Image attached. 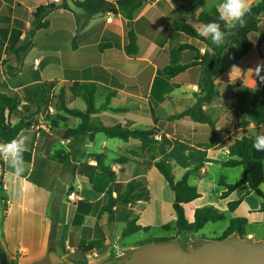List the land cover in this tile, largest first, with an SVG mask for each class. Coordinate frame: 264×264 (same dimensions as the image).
<instances>
[{"label":"crops","instance_id":"obj_1","mask_svg":"<svg viewBox=\"0 0 264 264\" xmlns=\"http://www.w3.org/2000/svg\"><path fill=\"white\" fill-rule=\"evenodd\" d=\"M51 1L53 0H0V33H5V29L16 33V26H20L19 22L23 21L27 30H23L19 46L25 44L34 12L42 4L47 5ZM258 1L246 0L248 8ZM222 2L223 0H148L135 12L133 21H129L123 12L117 16L112 15L111 18H93L78 35L76 47L74 42L72 45L63 44L61 38L57 37L61 32L66 38L70 34L75 36L76 30L73 13L59 10L51 15L49 29L36 33L34 44L23 55L20 72L16 76H7L0 60V93L19 95L22 99L21 111L24 112V105L36 109V100L34 102L27 98L29 101H23L22 93L27 86L49 81H58V85L66 82H94L98 86V108L106 103L108 95H112L110 108L125 109L102 110L94 114L91 117L94 127L119 124L124 128L156 129V138L161 143L144 150L138 140L126 142L106 136V139H99V134L94 133L68 138V130L77 128L80 119L68 116L52 106L32 118V127L24 130L17 138L21 144L17 157H0V247L5 251L10 264H46L49 261L53 223L57 227L55 247L59 255L71 264H87L88 261L80 262L72 256L69 259V252L76 253L78 248L92 247L87 255L88 259L91 253L98 255L99 248L111 245L107 232L111 233L112 225L118 224L117 214L116 223L111 222L105 212L107 199L103 193H97L92 188V180L97 172V163L91 157L93 154L104 153L107 156L106 164L117 173L114 197L124 192L131 181L140 184L144 179L147 182L149 200L130 205L137 209V206H142L138 204L145 203L141 207L144 211L152 199L149 174H158L155 162L162 158H168L172 162L174 171L176 168L181 170V178L187 171L202 164L207 168L208 175L205 179L209 177L211 167L218 168L219 181L225 177L227 182L233 183L229 181L227 173L231 170L242 172L236 181L243 177L242 168L220 169L207 161H228L231 158L229 146L236 138L264 135V125L257 132L250 118L253 93L262 82L256 75L258 66L262 68L260 76H264V38L260 35L253 36L255 47L246 55L237 47L225 52L221 72L216 77L220 97L204 106L216 125L214 144H211L209 126L198 124L188 117L174 119L195 105V94L200 93L203 84V70L192 68L176 78H168L163 74L166 66L189 64L193 61L195 53L190 50L181 51L179 46L194 45L202 54L209 49L206 43L173 31V23L187 21L214 7L219 8ZM79 13L83 14L82 11ZM262 21L264 22V15ZM131 27L137 35L138 54L135 56H129L125 51ZM93 29H96V35L99 34L95 40L89 37ZM19 31L22 29L19 28ZM54 32L56 37L53 35L50 40L45 41ZM141 39L146 42L144 47ZM206 39L214 44L210 37ZM102 43L110 44L111 48L101 51L99 45ZM27 60H30L29 63ZM253 65L256 68L255 73L252 72L250 83L245 81V74L246 69ZM149 69L152 71L147 79ZM53 70L56 73L50 76L49 72ZM24 75L27 77L24 78ZM145 82L147 85L144 88ZM4 88L7 90H3ZM74 98L76 97L69 95V107L79 109L72 107ZM23 116H28V113L24 112ZM18 121L19 117H12V123L16 124ZM162 145L166 149L164 157H160L159 153ZM3 148L4 144H0V152ZM129 151L136 152L133 157L135 162L117 164V160ZM17 169L22 170L19 177L13 175ZM193 179L195 178L191 177L189 182L201 196L184 206L185 214L186 208L192 206V220L187 218L190 223L194 221L197 209L214 206L225 212V219L230 217L229 225L234 218H245L248 220L247 226L264 227V213L260 211L261 200L248 184L234 191L228 198L221 199L224 188L218 182L213 189V199L197 204L206 200L207 195L195 184V180L193 183ZM120 184L124 185L122 192L116 189ZM239 200L241 203L238 208L229 212L228 203ZM141 210L131 213V217L138 220V225L150 227L144 224ZM139 214H142L141 218ZM124 225L121 229L122 240L126 223ZM227 228L221 231L222 234ZM245 234L253 235L250 241L264 242V232L258 235L245 231ZM137 245H126L122 241L120 246L123 249H133ZM108 254L109 252L106 255Z\"/></svg>","mask_w":264,"mask_h":264},{"label":"trees","instance_id":"obj_2","mask_svg":"<svg viewBox=\"0 0 264 264\" xmlns=\"http://www.w3.org/2000/svg\"><path fill=\"white\" fill-rule=\"evenodd\" d=\"M147 1L70 0L68 2L65 0L61 4L42 5L34 12V20L29 36L32 40L37 32L49 28L50 22L46 18L50 13L57 10L72 11L71 5H73L83 13L82 17H77V31L73 40L74 47H76L78 35L86 29L90 21L96 16L107 13L117 16L123 12L129 21H133L135 12ZM263 15L264 0H259L257 4L248 8L247 13L242 17V22L233 21L229 23L228 21L220 19L218 8L214 7L209 11H202L187 21H175L172 25L173 31L182 32L193 39L206 43L209 47L202 54L194 45L184 44L179 46V50L181 51L190 50L195 53L193 61L189 64L166 66L163 69V74L168 78H176L192 68H200L203 70V84L201 85L200 93L195 97V105L185 113L174 117V119L188 117L198 124L209 126L211 130V144H214L217 136L216 125L209 113L204 110V106L211 104L216 98L220 97L216 77L221 72L225 52L232 47H237L243 55L251 52L255 47L252 37L260 35L264 38ZM210 22H216L220 25L221 30L225 33L224 44L220 46L211 44L205 37L199 35L201 27ZM30 44L31 41L16 50L17 63L16 65L9 64L7 66V76H16L20 72L22 64L21 54L28 51ZM99 48L103 51L111 48V45L102 43L99 45ZM125 51L129 56L138 54L137 35L133 27L130 28L129 44L126 46ZM58 83V81H49L25 87L24 92L27 98L30 101L36 100V102L34 101L36 103V109H32L30 105H24V112H27L28 116H23L24 112L20 110L22 99L19 95L0 93V144L5 145L13 139H17L24 130L30 129L33 125L31 119L39 115L43 110H48V107L54 101H56V108L59 111L64 112L68 116L80 119V124L77 128L68 130V138H79L91 133L104 134L107 138L120 139L126 142L138 140L141 142L144 150L161 144L156 138L158 135V130L156 129L124 128L119 124L111 127H94L91 123V117L94 114L102 110L111 109L114 111H122L125 109L110 108L112 95H108L106 103L98 108L96 105L98 86L94 82H66L61 85H58ZM58 86H60L59 89ZM69 95L81 99L86 105V110L71 109L69 107ZM12 117H19V121L16 124L12 123ZM250 118L255 124V130L258 132L264 125V82H261L253 93ZM52 124H55L54 120ZM255 138L246 136L236 138L229 146L231 158L228 161L217 162L208 160L207 163L215 164L220 169L242 168L244 171L243 177L236 182L229 183L225 177L221 178L219 185L224 188L221 199L228 198L234 191L248 184L251 187V191L261 200L262 206L260 211L264 213V191L261 189L264 183V151L258 152L253 148ZM159 153L160 157H164L166 155V149L162 147ZM135 155V151H129L117 160V164L123 165L128 162H135L133 158ZM91 157L97 163L95 167L97 172L92 180V188L97 193H103L107 199L105 212L111 222H115L116 210L119 206L127 207L139 201L149 200V191L140 187L136 181L129 182L124 192L114 197V184L118 179L117 173L106 164L107 156L104 153L93 154ZM155 167L165 178L175 196L173 209L177 218L173 227L177 235L199 233L207 224L225 220V212L220 211L214 206L197 209L194 215V221L191 223L186 218L184 206L201 196L197 188L190 184L189 179L191 177L200 180L205 179L208 173L204 164L196 167L194 170L187 171L179 180L176 179L173 164L168 158H162L156 161ZM0 186H2V183H0ZM240 203L241 200L229 202L228 211L234 212ZM125 219L126 227L123 230L124 237L138 234L142 231L147 232L151 228L138 225V220L133 219L130 214ZM247 224L248 220L245 218L232 219L229 227L218 240H226L235 233L244 235ZM170 226L168 224L162 228L167 229ZM56 228V224L53 223L50 238L51 245L54 243L56 237ZM162 241H149L140 243L138 246H145ZM89 250L90 248L87 247L78 248L72 257L80 262H85Z\"/></svg>","mask_w":264,"mask_h":264},{"label":"rangeland","instance_id":"obj_3","mask_svg":"<svg viewBox=\"0 0 264 264\" xmlns=\"http://www.w3.org/2000/svg\"><path fill=\"white\" fill-rule=\"evenodd\" d=\"M63 1L65 0H53L51 2H49L47 5L50 4H61ZM68 2H70V0H67ZM114 1V0H113ZM44 5V4H42ZM45 5V6H47ZM72 7V12L75 20H76V30H75V36H76V31H77V17L81 16L83 14H80V10H78L77 8H75L73 5H71ZM59 11V10H57ZM56 12V11H54ZM50 13L46 20H48L51 23V15L54 13ZM104 17H112V14H103V15H98L96 16L94 19L97 18H104ZM34 20V14L32 17V22ZM32 22H31V27L29 29V31H27V34L25 36V44L26 45L29 41H31L30 47L32 46V44H34V38L31 40L30 36H29V32L32 29ZM20 26H16V30H18L16 33L14 32V30H7L5 29V33H0V60H2L1 66L6 74L7 72V66L10 65H16L17 63V59H16V50L18 48H20L21 46H19V43L21 41V36L23 35V30H27L25 28H27L25 26V23L23 21L19 22ZM50 27V26H49ZM19 28L22 29V31H19ZM49 29V28H48ZM46 30H41V31H47ZM15 30V31H16ZM96 29H93L92 32L89 34V37L91 38V40H95L98 36L95 33ZM54 32L53 34L49 35L45 41H48L52 38V36H55ZM73 34H70L69 38H66L65 35H62V32L59 33V35H57L58 38H61V41L64 42L63 44L69 43L70 45L73 44V40L75 37ZM56 37V36H55ZM56 40V39H55ZM24 43V42H23ZM145 40L141 39V45L144 47L145 46ZM26 53V52H25ZM25 53L21 54V59L23 58V55ZM30 58V57H29ZM30 60H27V63H29ZM257 65V64H256ZM255 65V66H256ZM256 68V67H255ZM255 68L254 65L252 67H249L248 69H246V74H245V81H249L250 83L252 82V78H253V73H255ZM152 69H149L148 72L146 73V77L147 79L150 77ZM55 70L49 72L50 76H54L55 75ZM27 77L26 75H24V78ZM23 80V79H22ZM147 82L143 83L144 88L146 87ZM60 88V86H58V89ZM3 90H7V89H3ZM199 93L195 94L196 95ZM22 98L23 101H29L26 97V94L23 92L22 93ZM75 102L73 103L72 107H76L79 109L84 110L85 107V103L79 99V98H74ZM33 104V103H32ZM33 106L35 107V105L33 104ZM50 106L56 108V101H54L52 104H50ZM49 106V107H50ZM48 107V108H49ZM173 109V108H172ZM97 137L99 139H106L104 134H99L97 135ZM163 147V145L161 146ZM158 172V171H157ZM181 170L179 168H176L174 171L175 177L176 179L181 178V174H180ZM228 176H229V181L230 182H234L236 181L238 178H240V174L242 173L241 170H231L228 171ZM236 173V175H235ZM220 178V172L218 170L217 167H211L210 170V174L209 177L203 181H198L196 179H193V183L195 180V184L199 185V188L201 191L206 192L207 198L204 201H199L197 202V204H200L202 202H210L211 199H213V189L214 187H217V184ZM143 183L140 182V187L142 186V188L145 190L147 189V182H145V180L143 179L142 181ZM124 188L123 184L117 185L116 189L119 192H122ZM149 188L151 190V202L149 204V206H147L146 210L144 211L143 208L141 210V207L145 206V203L142 204H138V205H142V206H137V209L134 208V206H119L117 208L116 214H117V221L118 224L112 225V230L111 233H109V231L107 232L108 237L110 238L111 241V245L110 246H105L103 249L99 248V252L98 255L94 256L93 253H91L90 257L87 259L88 263L87 264H98L100 262H103L106 259L109 258H114V257H120V256H124L127 253L133 251L136 248L142 247V246H138L133 248V249H123L122 246H120L123 243L130 244V243H136V244H140V243H146L149 241H170V240H177L179 242H182L183 244H185L186 246L188 245H193V246H198L199 244H201L203 241L205 240H218L222 237V230L226 229L227 227H229V219L230 217L228 216L227 219L217 222V223H209L207 224L199 233L198 235H195V233L193 234H183L181 236L177 235V232L175 230V228L173 227V225L175 224V212L173 209V203L174 202V194L172 192V190L170 189V187L168 186V184H166V180L165 178L158 172L157 173H150L149 174ZM261 189L264 191V185L261 187ZM140 211L143 212V221L145 225L150 226V230L147 232H142L139 234H134V235H130L127 237H123V240L121 238V229L122 226L126 223V216L128 214H133L134 211ZM192 206H188L186 208V218H189L190 220H192ZM142 214H139L140 218ZM188 220V219H187ZM189 221V220H188ZM115 222V223H116ZM100 223L102 224V221H100ZM171 225L170 228L164 229L162 228V225ZM125 226V225H124ZM246 233L252 232V233H258V235L261 232H264V227L263 226H257V225H250V226H246L245 228ZM236 235L238 238L243 239L246 238V234H233ZM232 235V236H233ZM204 237V238H203ZM231 238V236L229 237ZM228 238V239H229ZM0 245L1 241H0ZM55 243H53L52 247H55ZM97 247V246H96ZM86 248V247H85ZM90 248V250L92 249V247H87ZM65 249V248H63ZM62 249V250H63ZM89 250V251H90ZM107 252H109L108 255ZM89 253V252H88ZM75 253H67V255L69 256V259L71 256H73ZM72 258V257H71ZM66 260V259H65ZM68 262V261H67ZM49 261L46 262V264H48ZM73 264V263H72Z\"/></svg>","mask_w":264,"mask_h":264},{"label":"water","instance_id":"obj_4","mask_svg":"<svg viewBox=\"0 0 264 264\" xmlns=\"http://www.w3.org/2000/svg\"><path fill=\"white\" fill-rule=\"evenodd\" d=\"M52 245L49 264H71ZM0 249L1 264H10L5 251ZM98 264H264V242L247 241L236 235L226 240H205L198 246H186L177 240L162 241Z\"/></svg>","mask_w":264,"mask_h":264},{"label":"clouds","instance_id":"obj_5","mask_svg":"<svg viewBox=\"0 0 264 264\" xmlns=\"http://www.w3.org/2000/svg\"><path fill=\"white\" fill-rule=\"evenodd\" d=\"M248 5L246 0H223L218 8L219 18L225 21H241L242 17L247 13ZM199 35L205 38L210 37L212 43L220 46L225 43V33L216 22H210L203 25L199 31ZM262 68H256V75L264 82V76H260ZM253 148L258 152L264 151V135H258L253 143ZM21 151V144L17 139H13L4 145L3 151L0 152V157L6 156L9 158H16ZM21 169H17L14 176L21 175Z\"/></svg>","mask_w":264,"mask_h":264},{"label":"built area","instance_id":"obj_6","mask_svg":"<svg viewBox=\"0 0 264 264\" xmlns=\"http://www.w3.org/2000/svg\"><path fill=\"white\" fill-rule=\"evenodd\" d=\"M252 239H253V235H247L246 238H244V240H248V241H250Z\"/></svg>","mask_w":264,"mask_h":264}]
</instances>
